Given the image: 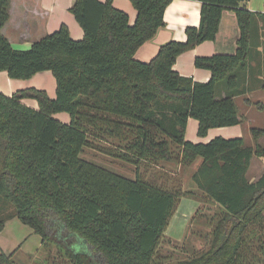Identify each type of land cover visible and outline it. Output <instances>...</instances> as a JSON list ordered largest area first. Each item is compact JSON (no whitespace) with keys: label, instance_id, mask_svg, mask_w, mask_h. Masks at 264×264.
<instances>
[{"label":"trees","instance_id":"16d2710c","mask_svg":"<svg viewBox=\"0 0 264 264\" xmlns=\"http://www.w3.org/2000/svg\"><path fill=\"white\" fill-rule=\"evenodd\" d=\"M112 1L74 0L69 11L81 39L62 23L28 49H16L1 31L9 0H0V70L16 79L48 70L56 82L53 98L35 87L0 92V231L8 215L16 216L41 236L48 261L56 248L60 264H264V171L255 181L247 178L252 157L264 148L246 146L242 137L185 139L189 117L198 122V136L243 121L234 97L249 73L264 12L248 9L247 0H198L199 24L186 26L185 40H169L140 61L135 51L165 25L171 0H130L132 24ZM223 10L236 17L235 52L196 56L195 66L211 72L205 82L181 75L175 59L215 38ZM259 86L264 90V72ZM25 97L38 108L21 102ZM256 105L264 110V103ZM60 112L67 122L54 116ZM251 133L257 141L264 130ZM87 146L134 165L135 176L82 158ZM173 147L180 167L200 158L191 173L195 190L175 186L169 176L158 182L139 173L141 165L173 160ZM199 195L216 206L205 248L161 259L157 250L180 198ZM0 264L14 261L0 251Z\"/></svg>","mask_w":264,"mask_h":264},{"label":"crops","instance_id":"0c3cea01","mask_svg":"<svg viewBox=\"0 0 264 264\" xmlns=\"http://www.w3.org/2000/svg\"><path fill=\"white\" fill-rule=\"evenodd\" d=\"M73 2L74 0H9V17L1 28V31L11 45L18 49H28L32 42L53 32L62 23L66 24L69 34L73 39H81L83 37V30L69 11ZM112 3L113 6L124 10L128 14L130 24L134 22L136 10L131 3H127L124 0H113ZM245 5L252 11L264 12V0H247ZM200 6L201 4L198 0H171L166 6L163 15L165 25L157 30L153 38L145 41L137 48L134 57L140 61H149L155 56L161 44L169 40L184 41L186 38V26H198L199 24ZM257 23L259 26L258 42H255L252 47V59L248 65L249 73L245 77H241L242 84L240 88H242V92L235 95V101L237 98L259 100V98L264 96V90L259 86V79L264 72V27L262 28L260 19L257 20ZM238 36L239 28L234 12L223 10L215 38L203 41L179 54L175 59L173 68L181 75L191 77L195 81L205 82L211 77V72L208 69L196 67L194 64L195 57L210 56L216 53H233L237 46L236 41ZM15 42L19 43L18 47L15 46ZM34 78H38L39 82L33 80ZM39 79H43L44 84ZM31 81L35 82L30 83ZM26 87L43 89L52 98L56 94L55 78L48 70L37 72L26 79L10 78L6 71L0 70V92L3 94L10 96L17 90ZM218 88L220 94L223 95L225 93L224 84L221 83ZM21 102L30 107L38 108V102L34 98L25 97L21 99ZM54 116L64 122L69 120V116L65 112L56 113ZM192 119L194 118L189 117L187 119L185 129L186 140H188L186 130ZM239 125L210 128L205 136H198L191 140L193 142H207L216 136H209L210 133H215V131L225 138L241 137L237 133ZM229 129H233V131L223 134V131L228 132ZM260 138L261 136L258 138V141ZM200 161V158L195 161L194 169ZM263 171L264 168L257 176L252 175L251 177L247 176V178L250 181H255ZM4 209L7 210V207L2 208V210ZM8 210L11 211V209ZM7 214L9 213L7 212ZM41 240V236L34 233L31 227L22 223L16 216L8 215L3 229L0 231V251L6 255L13 252L14 254L18 253L21 250L27 254H34L37 251L39 253Z\"/></svg>","mask_w":264,"mask_h":264},{"label":"rangeland","instance_id":"374dc122","mask_svg":"<svg viewBox=\"0 0 264 264\" xmlns=\"http://www.w3.org/2000/svg\"><path fill=\"white\" fill-rule=\"evenodd\" d=\"M124 1L131 3L130 0ZM14 44L16 47L19 46V43L15 42ZM33 80L39 82L38 78H34ZM39 80L44 84L43 79ZM33 82L35 81H31L30 83ZM256 102L264 103V96L259 98V100L236 99L239 113L243 117V121L237 127V133L241 135L246 146L255 147L256 143H258L264 148V135L261 136L259 141H255L251 133V128L264 130V110L257 108ZM250 106L251 108L248 109ZM197 126V120L192 119L186 130V137L188 140L198 137ZM232 131L233 129H229L228 132L223 131V134H228ZM211 135L219 136L220 134L215 131V133L212 132L209 134V136ZM102 144L108 147L111 146L107 142H102ZM173 151V160L159 161L158 165H149L148 167L141 165L139 167V173L146 179H157L158 182L169 176L172 181H177L175 186H180L182 189H194V184L191 181V173L194 170L195 163L191 166L178 167V161L175 159L178 157V150L173 147ZM80 156L126 177L133 178L135 176L134 165L108 155L103 148L84 147ZM263 168L264 155L258 157L253 156L251 159V165L247 171V176H257ZM196 210L199 211L198 214L196 213ZM215 210L216 206L214 203L200 195L195 199L184 196L181 197L159 244L157 250V254H159L158 256H160L161 259L165 258V261L172 262L189 256L194 249L201 250L205 248L211 228L209 226L208 216H211ZM57 255V250L53 247L51 249L49 260H55L53 262L54 264H60V259H57ZM7 256L14 261V264H52L51 261L47 260L46 253H40V250L39 253L37 251L34 254H27L21 250L18 253L14 254L13 252L11 255L8 254Z\"/></svg>","mask_w":264,"mask_h":264}]
</instances>
